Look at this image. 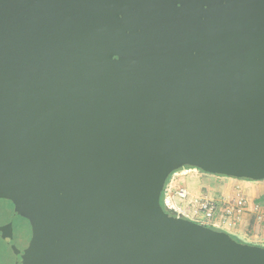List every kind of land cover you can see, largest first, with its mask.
<instances>
[{
  "label": "water",
  "instance_id": "1",
  "mask_svg": "<svg viewBox=\"0 0 264 264\" xmlns=\"http://www.w3.org/2000/svg\"><path fill=\"white\" fill-rule=\"evenodd\" d=\"M185 165L264 179V0H0L15 264H264L163 208Z\"/></svg>",
  "mask_w": 264,
  "mask_h": 264
},
{
  "label": "crops",
  "instance_id": "2",
  "mask_svg": "<svg viewBox=\"0 0 264 264\" xmlns=\"http://www.w3.org/2000/svg\"><path fill=\"white\" fill-rule=\"evenodd\" d=\"M165 187L173 193L180 187L187 190L185 199L174 197L180 206L181 216L211 225L216 221L217 227L229 234L244 238L248 243L264 246V219L258 220L256 217L258 210L264 209V180L239 179L183 166L169 176ZM239 194L245 198L243 214L230 226L220 224L222 209L227 205L232 206ZM195 199L215 202L217 209L214 219H206L203 213L195 211Z\"/></svg>",
  "mask_w": 264,
  "mask_h": 264
},
{
  "label": "built area",
  "instance_id": "3",
  "mask_svg": "<svg viewBox=\"0 0 264 264\" xmlns=\"http://www.w3.org/2000/svg\"><path fill=\"white\" fill-rule=\"evenodd\" d=\"M162 194L165 207L174 215L181 216L180 206L176 203L174 197L176 196L180 200L185 199L188 195L187 190L180 187L175 191V193H173L164 186ZM193 202L196 204L195 211L203 213L206 219H214L215 211L217 209V205L214 201L207 199H195ZM244 210L245 198L239 194L234 198L232 206L227 205L222 209L219 219L220 224L230 226L236 223V221H238L240 216L243 214ZM256 217L258 220L264 219V209L258 210ZM212 225L218 226L216 221H214Z\"/></svg>",
  "mask_w": 264,
  "mask_h": 264
},
{
  "label": "rangeland",
  "instance_id": "4",
  "mask_svg": "<svg viewBox=\"0 0 264 264\" xmlns=\"http://www.w3.org/2000/svg\"><path fill=\"white\" fill-rule=\"evenodd\" d=\"M239 179H244V178H239ZM246 180H252V179H246ZM262 180H264V179H262ZM206 224H209V223L207 222ZM214 227L222 229L221 227H217V226H214ZM233 237L236 238L237 240H241L242 242L248 243V242H246V240L244 238H239L236 236H233ZM250 244H252V243H250ZM15 260H16V255H15L14 251L0 237V264H15Z\"/></svg>",
  "mask_w": 264,
  "mask_h": 264
},
{
  "label": "trees",
  "instance_id": "5",
  "mask_svg": "<svg viewBox=\"0 0 264 264\" xmlns=\"http://www.w3.org/2000/svg\"><path fill=\"white\" fill-rule=\"evenodd\" d=\"M186 167H193V166H189V165H185ZM195 168V167H194ZM176 171V170H175ZM174 172V171H173ZM172 172V173H173ZM171 173V174H172ZM170 174V175H171ZM169 175V176H170ZM169 176H168V178H169ZM168 178L166 179V182H167V180H168ZM244 179H247V178H244ZM166 182H165V184H166ZM160 203H161V205L163 206V208L166 210V211H169L166 207H165V205H164V201H163V194L161 193V197H160ZM170 212V211H169ZM207 225H209L210 227H212V228H215V229H218V230H222V229H220V228H216V227H214V226H212L211 224H207ZM231 235V234H230ZM232 237H233V235H231ZM234 238V237H233ZM235 240H237L236 238H234ZM237 241H240V242H242L241 240H237Z\"/></svg>",
  "mask_w": 264,
  "mask_h": 264
}]
</instances>
